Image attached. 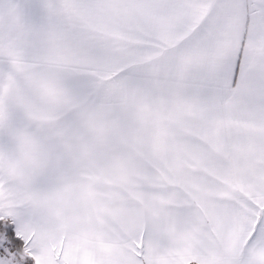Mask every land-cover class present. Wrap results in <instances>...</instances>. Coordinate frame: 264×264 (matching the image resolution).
Listing matches in <instances>:
<instances>
[{
  "label": "snow or ice",
  "instance_id": "1",
  "mask_svg": "<svg viewBox=\"0 0 264 264\" xmlns=\"http://www.w3.org/2000/svg\"><path fill=\"white\" fill-rule=\"evenodd\" d=\"M0 264H264V0H0Z\"/></svg>",
  "mask_w": 264,
  "mask_h": 264
}]
</instances>
